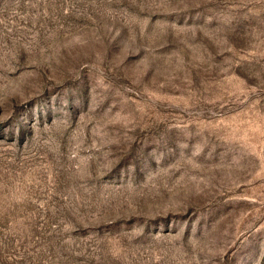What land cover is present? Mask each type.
I'll list each match as a JSON object with an SVG mask.
<instances>
[{"label":"rangeland","instance_id":"374dc122","mask_svg":"<svg viewBox=\"0 0 264 264\" xmlns=\"http://www.w3.org/2000/svg\"><path fill=\"white\" fill-rule=\"evenodd\" d=\"M0 264H264V0H0Z\"/></svg>","mask_w":264,"mask_h":264}]
</instances>
